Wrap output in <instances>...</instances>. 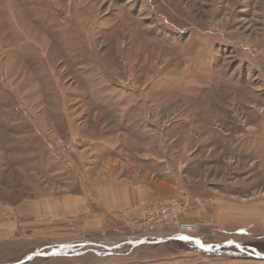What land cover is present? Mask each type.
Returning a JSON list of instances; mask_svg holds the SVG:
<instances>
[{"label":"rangeland","instance_id":"374dc122","mask_svg":"<svg viewBox=\"0 0 264 264\" xmlns=\"http://www.w3.org/2000/svg\"><path fill=\"white\" fill-rule=\"evenodd\" d=\"M251 255L264 0H0V264H264Z\"/></svg>","mask_w":264,"mask_h":264},{"label":"built area","instance_id":"2783aa9c","mask_svg":"<svg viewBox=\"0 0 264 264\" xmlns=\"http://www.w3.org/2000/svg\"><path fill=\"white\" fill-rule=\"evenodd\" d=\"M179 204L176 202H173L171 205L168 206H161V207H149L146 211V214L151 216V218L154 219V217H159L161 219H171L175 216L176 212L178 211ZM196 229V226L193 224H184L182 225L179 230L176 233L177 237H184V236H194L192 233H194V230Z\"/></svg>","mask_w":264,"mask_h":264},{"label":"water","instance_id":"95a60500","mask_svg":"<svg viewBox=\"0 0 264 264\" xmlns=\"http://www.w3.org/2000/svg\"><path fill=\"white\" fill-rule=\"evenodd\" d=\"M172 239H177V238H172ZM185 241H193L195 243V241L197 242H200L197 238H191V237H187V239H183ZM201 244V243H200ZM202 245V244H201ZM202 249L205 250V247L201 246ZM219 249L221 248H235L237 250H239L241 253H246V251L243 249V248H240L239 245H236V244H228L226 246H221V247H218ZM207 252V250H205ZM56 254H58L57 252H55V254H50V255H43V256H46V257H52V256H55ZM248 254V253H246ZM250 255V254H248ZM40 256V255H39ZM252 256V255H251ZM252 258L254 259H260V260H264V255H257V256H252Z\"/></svg>","mask_w":264,"mask_h":264},{"label":"crops","instance_id":"0c3cea01","mask_svg":"<svg viewBox=\"0 0 264 264\" xmlns=\"http://www.w3.org/2000/svg\"><path fill=\"white\" fill-rule=\"evenodd\" d=\"M138 195H141V190H140V192H138ZM123 197V196H122ZM113 205H114V207L115 206H118V207H120L121 205H120V203H117V201L115 202V203H113ZM146 243V242H145ZM58 244H60V245H64V244H66V243H64V242H62V243H58ZM152 244V243H151ZM57 244H55V246H56ZM143 245V244H142ZM46 248H49V247H40L38 250H37V252L39 251V250H43V249H46ZM110 256H113V255H110ZM44 257H46V256H44ZM48 258H54L53 256L52 257H48ZM30 259H28V261H29ZM254 260H256V259H254L253 258V260L252 261H249L248 263H257V260H260V259H257L256 261H254ZM27 261V262H28ZM260 261H264V260H260ZM22 264V263H21Z\"/></svg>","mask_w":264,"mask_h":264},{"label":"bare ground","instance_id":"6f19581e","mask_svg":"<svg viewBox=\"0 0 264 264\" xmlns=\"http://www.w3.org/2000/svg\"><path fill=\"white\" fill-rule=\"evenodd\" d=\"M190 237V236H189ZM191 237H193L192 235H191ZM178 239V238H177ZM179 239H181L182 240V238H179ZM193 242V241H192ZM194 243V242H193ZM196 244L198 243L197 241L195 242ZM199 244V243H198ZM133 245H135V243H133ZM202 246V245H201Z\"/></svg>","mask_w":264,"mask_h":264},{"label":"snow or ice","instance_id":"6c2138e0","mask_svg":"<svg viewBox=\"0 0 264 264\" xmlns=\"http://www.w3.org/2000/svg\"><path fill=\"white\" fill-rule=\"evenodd\" d=\"M184 239H187V237H184Z\"/></svg>","mask_w":264,"mask_h":264}]
</instances>
